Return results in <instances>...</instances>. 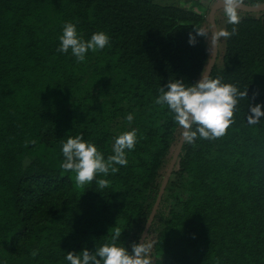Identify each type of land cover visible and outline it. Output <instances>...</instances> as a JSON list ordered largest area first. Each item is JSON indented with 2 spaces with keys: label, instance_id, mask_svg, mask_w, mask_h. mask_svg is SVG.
Segmentation results:
<instances>
[{
  "label": "trees",
  "instance_id": "16d2710c",
  "mask_svg": "<svg viewBox=\"0 0 264 264\" xmlns=\"http://www.w3.org/2000/svg\"><path fill=\"white\" fill-rule=\"evenodd\" d=\"M215 1L197 12L155 0H0V264H70L69 251L111 244L117 228L131 254L183 131L155 101L168 81L203 76L212 47L189 34L212 31ZM219 14L237 32L209 79L248 96L224 136L184 142L145 241L152 264H264V116L249 121L251 107L264 108V11L242 12L238 25ZM67 22L85 41L107 33L110 46L77 62L58 51ZM133 129L118 172L80 186L62 169L69 137L82 134L107 159Z\"/></svg>",
  "mask_w": 264,
  "mask_h": 264
},
{
  "label": "clouds",
  "instance_id": "9594fccd",
  "mask_svg": "<svg viewBox=\"0 0 264 264\" xmlns=\"http://www.w3.org/2000/svg\"><path fill=\"white\" fill-rule=\"evenodd\" d=\"M242 0H224V12L229 24L238 25L241 17L238 8ZM181 7H184L183 3ZM195 35L189 34V44L197 43L196 36L205 37L210 41L209 46H215L221 38L228 39L235 35L237 29L231 31L221 29L215 31L211 37L203 28L194 26ZM60 47L58 51L71 53L76 57L77 62L85 60L86 53L91 50L96 52L110 46V37L107 33L100 31L93 33L91 38L85 41L77 31L74 23L67 22L63 27V34L60 36ZM167 89V90H165ZM160 93L155 101L159 105H167L174 114V120L184 130L183 137L187 143L193 144L199 134L203 139H214L226 134L233 123L234 113L238 104V98L248 96V91H239L231 83H221L220 78L208 79L201 77L191 86H186L183 80L176 79L174 82H167L160 88ZM252 115L249 121L257 122L260 116H264V108L257 104L250 109ZM132 114H128L126 120L129 124L133 121ZM193 125L196 130H193ZM137 142L136 130L124 132L116 137L113 145V155L104 158L97 147L82 138V134L76 137H69L62 146V153L65 157L61 167L64 171L75 173V181L83 186L93 182L98 174L107 176L109 172L116 173L118 168L115 165L127 166L125 150H133ZM100 188L108 187L110 182L107 179L96 181ZM121 236V230L117 228L112 237L113 243L90 251L84 248L78 255L69 251L66 259L70 264H152L150 252L152 245L143 242H132L131 254L128 248L120 247L115 240ZM37 253L33 251L32 255Z\"/></svg>",
  "mask_w": 264,
  "mask_h": 264
},
{
  "label": "water",
  "instance_id": "95a60500",
  "mask_svg": "<svg viewBox=\"0 0 264 264\" xmlns=\"http://www.w3.org/2000/svg\"><path fill=\"white\" fill-rule=\"evenodd\" d=\"M224 9V0H216L210 11H209V14H208V21L209 23L211 24V27H212V32L214 33L215 31H218V24H217V19H216V15L218 13V11L220 10H223ZM238 11H242V12H248V13H259V12H262L264 11V2L260 3V4H245L244 2H241L239 8H238ZM218 51H219V41L218 43L215 45V46H212L211 48V59L205 69V72L203 74L202 77H206L209 79L211 73H212V70L216 64V61H217V57H218ZM184 131V130H183ZM183 131H182V134H181V137L177 143V145L175 146V149L173 151V154H172V158H171V161L169 163V166L167 168V171L165 173V176L163 178V181H162V184L160 186V189H159V193H158V196H157V199H156V202L152 208V211L150 213V216L147 220V223L145 225V228L142 232V235H141V238L139 240V243L140 242H143L145 243L147 237H148V234H149V231H150V228L152 226V223L155 219V216H156V213L159 209V206H160V203L162 201V198L166 192V188H167V185L172 177V174H173V171L176 167V165L178 164V161L180 159V153H181V150H182V147H183V144L185 142V139L183 137Z\"/></svg>",
  "mask_w": 264,
  "mask_h": 264
},
{
  "label": "rangeland",
  "instance_id": "374dc122",
  "mask_svg": "<svg viewBox=\"0 0 264 264\" xmlns=\"http://www.w3.org/2000/svg\"><path fill=\"white\" fill-rule=\"evenodd\" d=\"M155 1L161 4H171V5H177V6H181V4L183 3L184 7L192 9L197 12L206 11L209 5L212 3V0H155ZM239 14H242V12H239ZM223 19H224V16L220 14L217 16L218 30L225 29ZM206 31L209 33V37H211V35L213 34L211 29L206 28ZM208 43H210V41H208ZM225 43H226V39L221 38L219 40V50L221 52H223L225 49Z\"/></svg>",
  "mask_w": 264,
  "mask_h": 264
}]
</instances>
